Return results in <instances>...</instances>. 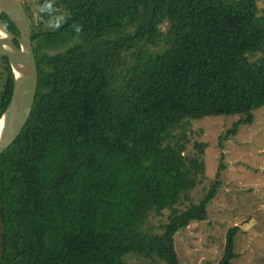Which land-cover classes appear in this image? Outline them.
Here are the masks:
<instances>
[{
    "label": "trees",
    "instance_id": "1",
    "mask_svg": "<svg viewBox=\"0 0 264 264\" xmlns=\"http://www.w3.org/2000/svg\"><path fill=\"white\" fill-rule=\"evenodd\" d=\"M258 1L22 4L39 85L27 125L0 157V264H126L130 255L180 264L176 234L209 219L222 187L217 179L193 201L208 144L188 153L192 121L264 107ZM129 51L137 63L117 88L113 63ZM1 60L0 118L14 89ZM166 211L159 233L145 229ZM238 232L228 230L219 264L238 258Z\"/></svg>",
    "mask_w": 264,
    "mask_h": 264
},
{
    "label": "rangeland",
    "instance_id": "2",
    "mask_svg": "<svg viewBox=\"0 0 264 264\" xmlns=\"http://www.w3.org/2000/svg\"><path fill=\"white\" fill-rule=\"evenodd\" d=\"M33 12L38 10L39 0H19ZM259 10L264 0L258 1ZM167 31V26H163ZM163 40L151 52L166 47ZM135 52V51H132ZM256 56L254 59L258 58ZM137 61L131 52L123 54L113 63L111 77L117 88L124 85L132 75ZM0 56V91L5 79ZM188 153L193 152L194 142H207L204 161L205 176L192 192L195 203L215 180L222 187L208 207L209 219L196 222L175 236V250L180 264H219L224 253L228 230L238 226L235 253L238 258L232 264H264V107L249 114L207 117L193 120ZM181 206L182 208L187 207ZM164 217H152L146 230L159 233L166 222ZM2 254V227L0 226V258ZM126 264H162L150 262L134 255L126 258Z\"/></svg>",
    "mask_w": 264,
    "mask_h": 264
},
{
    "label": "water",
    "instance_id": "3",
    "mask_svg": "<svg viewBox=\"0 0 264 264\" xmlns=\"http://www.w3.org/2000/svg\"><path fill=\"white\" fill-rule=\"evenodd\" d=\"M3 14L15 24L19 36L8 29L1 17ZM0 56L8 60L14 81L12 99L0 118L1 157L27 125L39 85L32 26L19 0H0Z\"/></svg>",
    "mask_w": 264,
    "mask_h": 264
}]
</instances>
